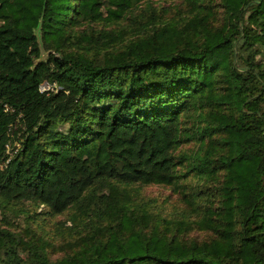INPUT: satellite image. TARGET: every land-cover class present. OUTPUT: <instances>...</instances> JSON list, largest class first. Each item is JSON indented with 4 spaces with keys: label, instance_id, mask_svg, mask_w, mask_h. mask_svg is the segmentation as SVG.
I'll return each mask as SVG.
<instances>
[{
    "label": "trees",
    "instance_id": "16d2710c",
    "mask_svg": "<svg viewBox=\"0 0 264 264\" xmlns=\"http://www.w3.org/2000/svg\"><path fill=\"white\" fill-rule=\"evenodd\" d=\"M153 1L0 0V209L94 216L56 257L0 225V264H264V0ZM192 139L193 217L156 215Z\"/></svg>",
    "mask_w": 264,
    "mask_h": 264
},
{
    "label": "rangeland",
    "instance_id": "374dc122",
    "mask_svg": "<svg viewBox=\"0 0 264 264\" xmlns=\"http://www.w3.org/2000/svg\"><path fill=\"white\" fill-rule=\"evenodd\" d=\"M183 0H154L153 3L156 7V11L161 14V17L166 19L175 18L174 14L178 9L179 4ZM143 5L135 7L132 12L133 15L141 14L143 12ZM131 13L126 18L120 21V24H102V22H95L91 25L94 28H106L117 27L124 25L130 26ZM88 25V24H87ZM84 25L81 26V28ZM193 119H187L185 125L188 126L194 123ZM197 142L196 140H188L183 142L175 151V154L185 156L183 163L178 165V171L184 175H181L176 185H164V184H142L138 186V196L141 200H144L147 204V208L153 211L156 215L164 216L167 218L173 217H190L193 216V211L190 205L184 200V192L188 191L192 186L196 184V177L189 174L187 163L196 162L193 158L196 152ZM212 182V181H210ZM33 204L29 201L20 200L18 204L11 208H7L4 211L0 209V225L2 227H8L9 229L23 234L25 237L28 235L39 236L44 244L50 250L53 257L63 254L69 247V241L71 238H75L78 235L79 230L88 227V219L94 217L89 211L79 210L75 205L70 206L62 213L49 215L45 212V208L42 206L36 207L37 212L34 217L27 216V210L33 208ZM90 210L89 212H91ZM195 211V210H194ZM77 223L72 227H69L71 223ZM187 237L202 238L207 236V233L200 231L196 228H190L186 232Z\"/></svg>",
    "mask_w": 264,
    "mask_h": 264
},
{
    "label": "built area",
    "instance_id": "2783aa9c",
    "mask_svg": "<svg viewBox=\"0 0 264 264\" xmlns=\"http://www.w3.org/2000/svg\"><path fill=\"white\" fill-rule=\"evenodd\" d=\"M49 85L47 84V83H43L42 85H41V88L42 89H45V88H47ZM10 145L7 143L6 144V152L9 154L8 156H7V158L5 159V163L6 162H8L9 161V159L11 158V155H12V152H11V150H10V147H9Z\"/></svg>",
    "mask_w": 264,
    "mask_h": 264
},
{
    "label": "water",
    "instance_id": "95a60500",
    "mask_svg": "<svg viewBox=\"0 0 264 264\" xmlns=\"http://www.w3.org/2000/svg\"><path fill=\"white\" fill-rule=\"evenodd\" d=\"M42 56L46 57L47 56V52L45 53V52L42 51Z\"/></svg>",
    "mask_w": 264,
    "mask_h": 264
}]
</instances>
